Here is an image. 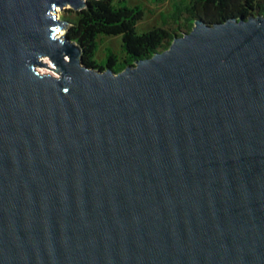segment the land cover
Wrapping results in <instances>:
<instances>
[{"label": "water", "instance_id": "95a60500", "mask_svg": "<svg viewBox=\"0 0 264 264\" xmlns=\"http://www.w3.org/2000/svg\"><path fill=\"white\" fill-rule=\"evenodd\" d=\"M86 1L0 0V264H264V15L115 73L49 39Z\"/></svg>", "mask_w": 264, "mask_h": 264}, {"label": "trees", "instance_id": "16d2710c", "mask_svg": "<svg viewBox=\"0 0 264 264\" xmlns=\"http://www.w3.org/2000/svg\"><path fill=\"white\" fill-rule=\"evenodd\" d=\"M75 14L77 19L69 21L66 35L80 47L82 62L94 69L110 68L120 73L136 61L166 50L174 37L191 31L195 19L214 24L230 18L262 16L264 0H173L171 11L161 14L160 25L141 34L136 33L135 27L143 11L138 6H127L125 0L117 3L114 0H87L85 7ZM100 35L121 36V60L107 49L104 64L97 65L93 61Z\"/></svg>", "mask_w": 264, "mask_h": 264}, {"label": "rangeland", "instance_id": "374dc122", "mask_svg": "<svg viewBox=\"0 0 264 264\" xmlns=\"http://www.w3.org/2000/svg\"><path fill=\"white\" fill-rule=\"evenodd\" d=\"M118 0H114L117 3ZM127 6H138L143 11V16L136 24L135 31L137 34L149 31L154 27H157L161 23V14H168L171 11V5L173 0H163L161 2H155L153 0H125ZM179 1V0H175ZM188 1V0H185ZM71 10V11H69ZM60 20L66 21L69 25V21H75L77 16L75 11L69 8L61 9L59 13ZM97 49L93 56V61L97 65L104 64L106 57V50L110 49L115 54L118 60L123 58L121 52V36L120 35H100L97 39ZM47 67V66H46Z\"/></svg>", "mask_w": 264, "mask_h": 264}, {"label": "clouds", "instance_id": "9594fccd", "mask_svg": "<svg viewBox=\"0 0 264 264\" xmlns=\"http://www.w3.org/2000/svg\"><path fill=\"white\" fill-rule=\"evenodd\" d=\"M61 12L60 7L56 3H52L51 7L46 10L44 13L45 18H51L52 21H59ZM48 33L49 39L51 41L58 42V47H63L65 44V35L66 29L58 23H54L48 26ZM63 60L65 63H69L71 58L67 54H63ZM36 60L39 62L37 63H27L26 66L29 68V71L37 78L43 79L45 77L51 78L55 81H60L62 78L70 83L71 76L63 74L62 70L58 67V65L50 58L49 55L43 53H36L35 54ZM47 65V67L40 66V65ZM61 92L67 94L69 92V87L65 86L61 88Z\"/></svg>", "mask_w": 264, "mask_h": 264}]
</instances>
